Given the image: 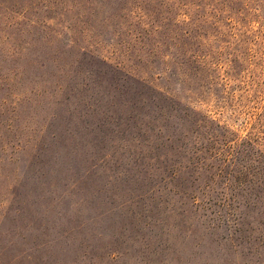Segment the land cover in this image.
<instances>
[{
	"label": "rangeland",
	"instance_id": "obj_1",
	"mask_svg": "<svg viewBox=\"0 0 264 264\" xmlns=\"http://www.w3.org/2000/svg\"><path fill=\"white\" fill-rule=\"evenodd\" d=\"M0 264H264V0H0Z\"/></svg>",
	"mask_w": 264,
	"mask_h": 264
},
{
	"label": "trees",
	"instance_id": "obj_2",
	"mask_svg": "<svg viewBox=\"0 0 264 264\" xmlns=\"http://www.w3.org/2000/svg\"><path fill=\"white\" fill-rule=\"evenodd\" d=\"M253 142H254V140H253V139H250V140L248 141V145L251 146V145L253 144ZM227 148H228V147H227ZM229 154H230V153H229ZM229 154H228V155H229ZM234 158H235V157L233 156V159H234Z\"/></svg>",
	"mask_w": 264,
	"mask_h": 264
}]
</instances>
